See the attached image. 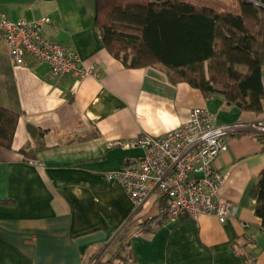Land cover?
I'll list each match as a JSON object with an SVG mask.
<instances>
[{
  "label": "crops",
  "instance_id": "1",
  "mask_svg": "<svg viewBox=\"0 0 264 264\" xmlns=\"http://www.w3.org/2000/svg\"><path fill=\"white\" fill-rule=\"evenodd\" d=\"M96 0H0V17L51 23L44 35L76 52L97 79L50 78L49 67L27 56L14 64L0 34V106L19 114L10 150L0 147V264H86L109 250L128 225V264H264V232L255 214L254 186L264 171V135L228 140L215 167L227 176L221 198L233 204L225 224L145 223L160 213L154 196L135 204L109 175L139 166L144 150L122 148L142 135L162 137L206 108L217 125L259 122L219 96L206 98L172 81L164 65L128 69L101 42ZM26 153L33 155L28 156Z\"/></svg>",
  "mask_w": 264,
  "mask_h": 264
},
{
  "label": "trees",
  "instance_id": "2",
  "mask_svg": "<svg viewBox=\"0 0 264 264\" xmlns=\"http://www.w3.org/2000/svg\"><path fill=\"white\" fill-rule=\"evenodd\" d=\"M96 6L101 42L126 68L164 65L173 82L188 83L206 98L219 96L247 113L263 111L264 0H96ZM19 118L0 106L1 148H12ZM252 195L264 232V171ZM131 237L127 225L109 259L98 264L130 262Z\"/></svg>",
  "mask_w": 264,
  "mask_h": 264
},
{
  "label": "built area",
  "instance_id": "3",
  "mask_svg": "<svg viewBox=\"0 0 264 264\" xmlns=\"http://www.w3.org/2000/svg\"><path fill=\"white\" fill-rule=\"evenodd\" d=\"M50 23L48 17L34 21L0 17V34L11 61L21 65L29 56L46 64L52 79L65 75L97 79L96 67L84 65L76 52L44 35ZM245 131L264 135V120L217 125L208 109L195 108L186 124L165 136L142 135L117 142L122 148L143 149L144 156L139 166H127L109 178L118 181L137 209L152 196L161 203L160 213L145 223L146 231L166 221L188 218L197 222L201 216H214L225 224L232 216L233 204L221 198L227 176L215 163L229 150V138Z\"/></svg>",
  "mask_w": 264,
  "mask_h": 264
},
{
  "label": "rangeland",
  "instance_id": "4",
  "mask_svg": "<svg viewBox=\"0 0 264 264\" xmlns=\"http://www.w3.org/2000/svg\"><path fill=\"white\" fill-rule=\"evenodd\" d=\"M113 246H111L112 249ZM110 250V249H109ZM109 250L103 251L101 253H98L96 256H92L91 258H88V260L86 261V264H98L100 262H106L109 259ZM127 251V250H125ZM126 254V253H125ZM124 254V255H125ZM128 255V254H127ZM128 257V256H127ZM129 263V262H128ZM125 261H123L120 264H128Z\"/></svg>",
  "mask_w": 264,
  "mask_h": 264
},
{
  "label": "water",
  "instance_id": "5",
  "mask_svg": "<svg viewBox=\"0 0 264 264\" xmlns=\"http://www.w3.org/2000/svg\"><path fill=\"white\" fill-rule=\"evenodd\" d=\"M45 1H49V0H45Z\"/></svg>",
  "mask_w": 264,
  "mask_h": 264
}]
</instances>
